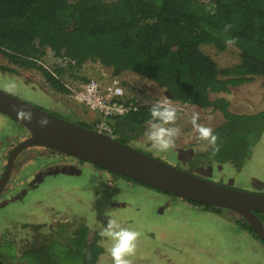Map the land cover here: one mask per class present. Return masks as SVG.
<instances>
[{"label":"rangeland","instance_id":"1","mask_svg":"<svg viewBox=\"0 0 264 264\" xmlns=\"http://www.w3.org/2000/svg\"><path fill=\"white\" fill-rule=\"evenodd\" d=\"M202 50L219 68H230L240 62V52L234 46L221 51L207 44ZM41 59L53 69L65 68L62 79L74 85L82 79L108 80L112 74L110 68L92 61L79 69H70L49 49ZM119 77L128 93L141 100L171 99L166 90L136 73L123 72ZM9 82L15 84L9 93L63 118L96 128L98 115L78 104L68 93L55 90L41 66L18 67L0 52V89L7 91L5 86ZM220 96L229 100V109L234 112L264 110V75L230 86L227 92L211 93L212 98ZM173 103L178 109L176 125L181 128L175 148L156 151L144 139L145 129L129 145L214 182L264 193V134L240 170L230 162L192 166L189 160L200 152L197 134L189 122L192 112H199V123L213 129L223 121V116L211 107ZM132 132L126 133L134 135ZM27 136L29 132L23 125L0 112V178L10 149ZM106 212L115 216L122 226L140 233L135 255L131 257L133 264H264V242L241 228L234 212L228 209L218 212L180 197L172 198L166 192L40 146L28 148L17 156L13 173L0 194V235L13 238L19 245H40L43 244L41 233L49 232L52 225L78 218L90 227L92 238L106 225L109 218ZM101 242L104 251L96 264H111L103 238Z\"/></svg>","mask_w":264,"mask_h":264},{"label":"trees","instance_id":"2","mask_svg":"<svg viewBox=\"0 0 264 264\" xmlns=\"http://www.w3.org/2000/svg\"><path fill=\"white\" fill-rule=\"evenodd\" d=\"M226 24L232 26L227 33ZM229 36L238 38L234 47L240 62L219 68L202 46L225 50ZM48 49L70 69L99 62L113 75L132 72L154 82L173 101L221 112L223 121L213 129L219 152H197L189 160L192 166L230 162L240 170L264 134V110L238 113L229 109L227 98L211 97L264 75V0H0V52L18 67L30 69L40 67L36 59ZM43 70L55 90L67 92L60 79ZM64 70L56 69L58 74ZM151 104L111 119L117 139L129 144L145 129ZM129 130L134 135H128ZM188 201L218 212L227 210ZM235 214L241 228L260 238ZM256 214L264 224V212ZM50 228L41 233L40 245H19L0 235V264H96L104 251L99 231L90 238V227L83 220L73 218Z\"/></svg>","mask_w":264,"mask_h":264},{"label":"water","instance_id":"3","mask_svg":"<svg viewBox=\"0 0 264 264\" xmlns=\"http://www.w3.org/2000/svg\"><path fill=\"white\" fill-rule=\"evenodd\" d=\"M22 110V112L20 111ZM0 112L23 125L29 136L14 145L0 178L4 191L24 150L40 146L82 159L162 191L242 216L264 240V193L232 188L203 178L123 143L116 136L84 126L0 89ZM24 113H31L28 119ZM47 120L46 125L39 121Z\"/></svg>","mask_w":264,"mask_h":264},{"label":"clouds","instance_id":"4","mask_svg":"<svg viewBox=\"0 0 264 264\" xmlns=\"http://www.w3.org/2000/svg\"><path fill=\"white\" fill-rule=\"evenodd\" d=\"M231 27L230 24H226L224 32H229ZM224 42L227 46L233 47L237 44L238 38L229 36ZM5 88L8 92H12L15 88L14 82H9ZM24 115L28 119L31 118V113H24ZM149 116L148 126L143 132L144 139L159 152H167L175 148L176 139L181 135V128L176 125L178 109L173 101L165 97L153 102L149 108ZM199 119V112L193 111L189 122L197 134L198 150L207 152L211 149L212 154L215 155L220 150L219 138L212 127L199 123ZM39 123L42 126L46 125L47 120L42 119ZM105 215L109 218L98 235L107 245L106 251L111 258V264H133L131 257L135 255L140 233L122 226L119 220L109 212Z\"/></svg>","mask_w":264,"mask_h":264},{"label":"built area","instance_id":"5","mask_svg":"<svg viewBox=\"0 0 264 264\" xmlns=\"http://www.w3.org/2000/svg\"><path fill=\"white\" fill-rule=\"evenodd\" d=\"M41 68L50 72L54 77L60 79L71 96L78 104L98 115L96 121L97 130L113 135L114 127L111 119L125 116L135 110L141 104L153 102L144 101L130 95L126 85L120 79V75L111 74L108 80L82 79L76 85L62 79L56 69L47 65L41 58L36 59Z\"/></svg>","mask_w":264,"mask_h":264},{"label":"bare ground","instance_id":"6","mask_svg":"<svg viewBox=\"0 0 264 264\" xmlns=\"http://www.w3.org/2000/svg\"><path fill=\"white\" fill-rule=\"evenodd\" d=\"M101 169V168H100Z\"/></svg>","mask_w":264,"mask_h":264}]
</instances>
